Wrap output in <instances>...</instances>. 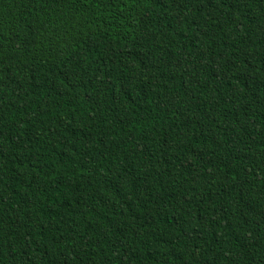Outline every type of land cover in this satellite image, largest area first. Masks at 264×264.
Segmentation results:
<instances>
[{
	"label": "trees",
	"instance_id": "16d2710c",
	"mask_svg": "<svg viewBox=\"0 0 264 264\" xmlns=\"http://www.w3.org/2000/svg\"><path fill=\"white\" fill-rule=\"evenodd\" d=\"M0 264H264V0H0Z\"/></svg>",
	"mask_w": 264,
	"mask_h": 264
}]
</instances>
